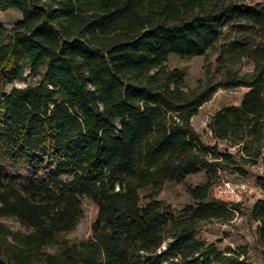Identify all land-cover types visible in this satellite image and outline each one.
Masks as SVG:
<instances>
[{"label":"trees","instance_id":"obj_1","mask_svg":"<svg viewBox=\"0 0 264 264\" xmlns=\"http://www.w3.org/2000/svg\"><path fill=\"white\" fill-rule=\"evenodd\" d=\"M8 8L21 17L0 24V219L23 228L0 220V264H253L200 231L244 214L264 252V171L246 209L211 194L223 172L264 165V0H0ZM219 42L194 86L168 64ZM235 87L240 102L214 111L204 142L192 116ZM199 172L181 207L159 197ZM83 199L97 207L91 233L68 238Z\"/></svg>","mask_w":264,"mask_h":264},{"label":"rangeland","instance_id":"obj_2","mask_svg":"<svg viewBox=\"0 0 264 264\" xmlns=\"http://www.w3.org/2000/svg\"><path fill=\"white\" fill-rule=\"evenodd\" d=\"M263 0H246L248 5H256L262 3ZM21 17L20 12L15 8H8L0 11V24L11 26L16 20ZM228 31L227 28L224 30ZM232 34V33H231ZM233 35V34H232ZM216 46L209 49L205 55H197L190 58H180L176 54H170L168 64L170 67L182 65L187 70V81L190 86H194L199 77L204 73L208 63H213L217 56ZM213 69L215 65L212 64ZM253 68V63L244 60L240 70L242 72L249 71ZM220 72L215 70L214 77L219 78ZM245 88H219L214 92L210 100L203 103L196 114L191 118L193 127L200 133L204 142L212 144L215 140L211 136L210 130L207 128V122L214 111L224 104H238ZM221 148L224 147V142L217 141ZM236 151V148H231ZM241 154V152H239ZM264 155V147H263ZM247 167L246 174H238L235 172H223L222 180L212 187L211 194L231 202H239L245 209L257 199L263 197L262 189L256 185L255 177L257 174L264 171V165L261 159L254 165ZM204 180L203 172L191 174L186 177L185 183L168 182L163 185L159 197L165 199L175 208L181 207L184 203L190 200V195L186 185H195ZM84 216L77 226L65 233L68 238H82L91 233V222L97 213V207L88 199H83ZM5 224L12 228H23L14 218H1ZM200 235L208 242H215L218 247L224 248L227 245L233 247L243 245L247 249L248 260L253 264H264V252H259L256 243L255 223L249 221L244 214H236L235 218L229 223H220L219 221H211L206 223L200 231ZM264 251V249H263Z\"/></svg>","mask_w":264,"mask_h":264}]
</instances>
